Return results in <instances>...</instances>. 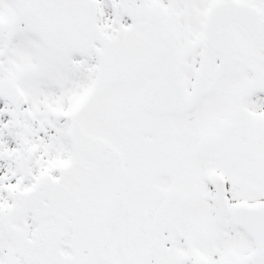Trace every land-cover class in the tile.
Returning a JSON list of instances; mask_svg holds the SVG:
<instances>
[{
  "label": "snow or ice",
  "instance_id": "snow-or-ice-1",
  "mask_svg": "<svg viewBox=\"0 0 264 264\" xmlns=\"http://www.w3.org/2000/svg\"><path fill=\"white\" fill-rule=\"evenodd\" d=\"M0 264H264V0H0Z\"/></svg>",
  "mask_w": 264,
  "mask_h": 264
}]
</instances>
